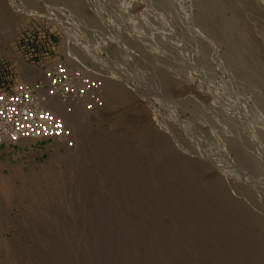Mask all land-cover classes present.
Wrapping results in <instances>:
<instances>
[{"label":"rangeland","instance_id":"obj_1","mask_svg":"<svg viewBox=\"0 0 264 264\" xmlns=\"http://www.w3.org/2000/svg\"><path fill=\"white\" fill-rule=\"evenodd\" d=\"M24 25L101 106L0 151V264H264V0H0V86Z\"/></svg>","mask_w":264,"mask_h":264},{"label":"built area","instance_id":"obj_2","mask_svg":"<svg viewBox=\"0 0 264 264\" xmlns=\"http://www.w3.org/2000/svg\"><path fill=\"white\" fill-rule=\"evenodd\" d=\"M39 33L36 36L30 25H24L15 37L12 49L27 47L23 64L37 69L38 76L32 82L14 79L0 86V151L23 140L73 147L71 130L47 105L58 102L67 109L78 105L85 110L101 106L100 81L90 77L84 68L66 63L57 53L53 37ZM35 58L37 63L33 62ZM22 70L16 65L12 73L22 76Z\"/></svg>","mask_w":264,"mask_h":264},{"label":"bare ground","instance_id":"obj_3","mask_svg":"<svg viewBox=\"0 0 264 264\" xmlns=\"http://www.w3.org/2000/svg\"><path fill=\"white\" fill-rule=\"evenodd\" d=\"M244 44V43H243ZM252 44V43H251ZM26 66V65H25ZM25 73V72H22V74ZM25 77V76H24ZM27 82V81H26ZM32 82V81H31ZM106 88L105 91L107 90L108 94H110V96H119L120 92L116 89V87L110 83V81L108 80H105L104 81V86L103 88ZM122 92V91H121ZM121 97V96H120ZM111 100V99H109ZM119 100V98H118ZM122 100V99H121ZM109 104L111 103L110 101L108 102ZM71 107V106H70ZM73 108H75L74 106H72ZM71 107V108H72ZM47 109L52 112L54 115L58 116L62 121L63 123L71 130V132L74 131V123H77V122H74L76 120H78V118H81L84 120V118H82L83 116L80 115V113L78 111H76V109L72 110L71 109H67V106L66 105H63L61 103H58V102H50L48 105H47ZM69 110V111H68ZM79 110V109H78ZM82 116V117H81ZM80 119V120H81ZM79 120V121H80ZM78 121V122H79ZM74 122V123H73ZM78 128V127H77ZM80 129V128H78ZM77 129L75 128V131ZM79 131V130H78ZM76 133V132H75ZM72 137H73V134H72ZM24 141H28V140H23L21 142H24ZM72 160V159H71ZM187 169V168H186ZM166 190V189H165ZM245 190V189H244ZM220 193V192H219ZM223 195V194H222ZM220 196V195H219ZM222 197V196H221ZM226 197V196H225ZM224 198V197H223ZM237 208V207H236ZM229 210V209H228ZM237 211V210H236ZM241 211V210H240ZM243 212V211H242ZM240 214V213H239ZM241 219V218H240ZM259 220V219H258ZM243 227V226H242ZM260 227V226H259ZM262 227V226H261ZM245 229V227H244ZM263 251V250H261ZM264 252V251H263ZM262 255V254H261ZM238 263V262H237Z\"/></svg>","mask_w":264,"mask_h":264}]
</instances>
